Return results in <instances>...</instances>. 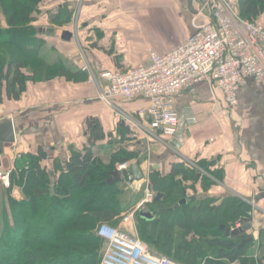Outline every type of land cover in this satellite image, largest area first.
Masks as SVG:
<instances>
[{
	"label": "trees",
	"instance_id": "16d2710c",
	"mask_svg": "<svg viewBox=\"0 0 264 264\" xmlns=\"http://www.w3.org/2000/svg\"><path fill=\"white\" fill-rule=\"evenodd\" d=\"M78 2L0 0V105L20 100L31 83L58 76L88 80L86 71L44 51L45 34L40 29L44 22L73 24ZM84 5L85 0L80 16ZM238 11L244 19L264 24V0H239ZM118 130L119 139L107 135L98 117L87 118V144L82 150L72 149L65 165L57 162L55 171L45 164L49 156L42 146L37 154L17 160L0 205V264H101L107 243L97 229L101 224L118 228L126 190L121 181L112 182V173L125 161L140 162V152L118 147L129 140L130 126L119 121ZM105 140L118 147L108 159L93 150ZM212 163L180 159L167 173L151 170V187L163 196L145 205L151 218L141 216L142 209L135 212L139 238L151 254L180 264H264V229L263 249L258 251L254 235L241 246L251 229L226 234L238 222L253 220L254 207L237 195H210L224 179L221 169H211ZM198 183L204 195H193L189 201V191L196 193ZM14 187L21 189L20 199L14 196Z\"/></svg>",
	"mask_w": 264,
	"mask_h": 264
},
{
	"label": "crops",
	"instance_id": "0c3cea01",
	"mask_svg": "<svg viewBox=\"0 0 264 264\" xmlns=\"http://www.w3.org/2000/svg\"><path fill=\"white\" fill-rule=\"evenodd\" d=\"M193 14L188 0H85L78 38L64 40L63 31H71L73 26H61V30L54 32L59 49L54 46L51 49L57 52V57L60 55L61 61L69 60L78 68L77 56L83 49L96 73L103 69L126 71L137 63H150L152 50L164 54L184 42L195 30ZM45 28L43 37L47 46L53 35L47 34L49 25ZM148 103L143 97L119 102L134 116ZM173 103L179 126L170 141L176 139L181 147L177 151L163 142L148 141L135 134L137 144L130 140L129 149L134 151L138 147L140 151L138 165L143 178H134L133 187L144 183L148 174L150 177L151 162L162 173L169 172L171 163L180 159L190 163L213 162L211 169H221L224 179L212 187L210 195H237L244 201H254L251 231L257 240V251L262 250L264 83L249 79L239 89L234 107L225 102L222 90L208 82L190 85L174 97ZM193 116L197 119L195 122L190 119ZM89 117H98L107 135L119 132V120L99 98L97 87L89 79L68 80L58 76L29 84L20 100L0 105V124L12 119L16 135L14 143L4 145L0 171H12L22 155L37 154L39 146L48 153L45 164L50 171H55L57 162L65 165L74 146L88 139L86 120ZM3 187L0 181V193ZM17 188L14 196L21 198V189ZM196 188V193L189 191V197L204 195L200 183Z\"/></svg>",
	"mask_w": 264,
	"mask_h": 264
},
{
	"label": "built area",
	"instance_id": "2783aa9c",
	"mask_svg": "<svg viewBox=\"0 0 264 264\" xmlns=\"http://www.w3.org/2000/svg\"><path fill=\"white\" fill-rule=\"evenodd\" d=\"M74 14L72 32L77 37L82 3ZM239 0H195L194 32L170 51H151L150 63H137L126 71L103 69L94 71L85 51L83 70L98 89L99 98L114 116L148 141L158 140L167 147L177 132L179 116L173 99L190 85L208 82L222 90L230 107L238 103V91L249 79L264 83V24L244 19L238 11ZM136 97L148 100V106L138 110V117L125 110L119 102ZM147 121H143V120ZM196 121V117L190 118ZM125 161L117 166L122 171L131 166ZM194 164V163H193ZM153 166V162L149 164ZM11 171H0V181L11 187ZM133 175L126 177L131 185ZM144 197L138 209L151 203L157 192L151 187L149 174L145 178ZM253 207L254 201L248 200ZM130 230L101 224L98 235L107 243L101 264H180L166 256L150 253L136 230L135 212L124 216ZM243 223L238 222L237 228ZM126 225V223H125Z\"/></svg>",
	"mask_w": 264,
	"mask_h": 264
},
{
	"label": "rangeland",
	"instance_id": "374dc122",
	"mask_svg": "<svg viewBox=\"0 0 264 264\" xmlns=\"http://www.w3.org/2000/svg\"><path fill=\"white\" fill-rule=\"evenodd\" d=\"M47 25H49L50 28H54L56 30L55 32L61 30V27L60 26H54V25H50V24H47ZM71 25L73 26V24H71ZM40 26H41L40 29L42 31H44V34H45V22L42 23ZM57 40H58V36L56 34L55 35L53 34V36H51V40L49 42V45H47L44 48V51H46L48 53V55H50V57L52 59H56V58H58L60 56L59 55L57 57V52H55V50H52L51 49L53 46L56 47L57 49H59V45H58L59 42H57ZM51 42H53V44ZM77 48H78V50L80 49V47H78V44H77ZM48 50H51V51H48ZM59 53L60 52H58V54ZM77 60H78V62H80L79 63L80 65L78 64V66H80V69L83 70L82 68H83V60L84 59H83V55H82L81 49L79 50V53H78V56H77ZM94 71H96V70H94ZM130 129H131V133L129 134V140L126 141L125 143H119L118 144V147H125L128 150H130L129 149L130 148V143H129L130 140H134L135 144H137V140H136L137 137L135 135L136 133L132 130L131 127H130ZM119 137H120L119 136V133H117L116 138L119 139ZM116 138H115V140H117ZM87 140L88 139H86L85 142H82L78 146H74V149L82 150L84 148L85 144H87ZM108 142H109L108 140H105L104 143L98 144V145L94 146L93 150H94V153H95L96 156L102 157L104 159H108V157L110 156V154L112 152H117L118 151V147L117 146L112 145V144H108ZM134 151L135 152H138V153L140 152L139 149H138V147H135ZM120 185L123 186V187H125L126 190L124 191V195L122 196V209H123V211H122V214H121L120 218L116 219L117 220L116 222H118L117 225H118L119 228H121L123 230H130L131 231V227L129 226L130 223L125 222L126 223V225H125V223L123 222V218L128 213H132V212H136L137 213L138 212V205H139V203L141 202V200L144 197L146 184L145 183H142V184L138 185L139 187H133V183H132L131 186L126 187L125 186V180H123V181H121ZM4 188L5 187L1 188L0 205H1L2 201H3V197H2L3 195H2V193H3ZM14 188H13V190H14ZM17 199H20V198H17ZM141 209H145V206L141 207ZM147 212L148 211L142 210L140 213H141L142 216H145L146 214H148Z\"/></svg>",
	"mask_w": 264,
	"mask_h": 264
},
{
	"label": "water",
	"instance_id": "95a60500",
	"mask_svg": "<svg viewBox=\"0 0 264 264\" xmlns=\"http://www.w3.org/2000/svg\"><path fill=\"white\" fill-rule=\"evenodd\" d=\"M194 1L195 0H188V8L192 13H196V9H195V5H194ZM67 5V3L65 4ZM55 32V30L53 28L49 29L47 31V34L49 35H53ZM73 32L69 31V30H65L62 33V38L64 40L70 41L73 38ZM16 140V135H15V130H14V124H13V120L12 119H8L5 122H3L2 124H0V167H1V155L4 151V145L7 143H14ZM171 145L179 150L181 145L177 142L176 139L171 141ZM155 166H151L150 170L154 169ZM129 174L133 175L135 177V179H141L143 177V175L141 174V170L139 168L138 163H133L128 169L125 170H116L112 173L111 176V180L112 182H120L125 180V177H127ZM264 193L261 195L263 196ZM163 196L162 193H158L155 200L160 199ZM195 197H190L189 201L194 200ZM187 201L183 200L182 203H185ZM142 211V210H141ZM148 214H146L145 216H143L144 218H151V213L147 212ZM141 214V213H140ZM142 216V215H141ZM224 228V226H222ZM252 228V220L249 218L245 219L244 224L240 227V228H236V229H230L227 228L226 229V234L230 235V234H238L241 231H247L249 229ZM254 236L253 234H249L247 235L242 243L241 246H244L246 243L250 242L251 240H253Z\"/></svg>",
	"mask_w": 264,
	"mask_h": 264
}]
</instances>
